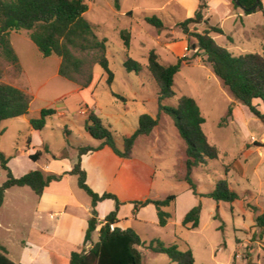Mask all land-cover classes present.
<instances>
[{
	"label": "rangeland",
	"instance_id": "rangeland-1",
	"mask_svg": "<svg viewBox=\"0 0 264 264\" xmlns=\"http://www.w3.org/2000/svg\"><path fill=\"white\" fill-rule=\"evenodd\" d=\"M191 1L185 6L172 0H85L88 5L85 18L94 26L97 36L108 41L107 58L114 81L109 86L107 74L100 65H95L92 89H83L85 91L80 93L74 92L76 88L81 89L76 82L58 77V57L44 58L30 40L28 31L12 32L10 40L19 56L20 67L0 56V82L23 90L31 98V105L28 117L0 122V131H3L0 151L9 159L8 167L16 178L45 169L47 165L50 167L48 172L62 174L77 162L75 147L99 143L85 130L86 117L80 112L85 110L89 115L91 111L85 103L92 105L104 124L114 127L120 142L123 135L136 129L140 115L157 118L160 114L156 133L139 138L134 154L156 167L157 191L165 196L175 195L177 200L167 209L171 213L168 227L147 223L144 225L146 232L140 230L145 244L139 248L144 256L143 264H175L167 256L146 248L152 235H163L165 240L161 241L166 245L176 244L183 251L191 249L196 264H264V237H260L255 221L264 213V126L246 106L233 98L212 68L202 61V55H197L191 47L195 38L185 35L179 26L190 18ZM207 1L212 8L206 13V19L224 32L211 34L220 46L235 56L263 53L264 18L261 12L247 15L243 10H237L232 2L230 9L222 4V0ZM154 15L163 21L161 29L145 22V17ZM206 27L205 24H192L189 28L190 32L202 33ZM122 30L131 33L129 49L121 39ZM183 41H187L186 45L182 44ZM151 50L165 65L175 64L180 58L187 60L174 79L176 96L163 104L176 107L179 97L194 98L205 119L203 130L209 142L220 152L217 160L194 169L192 178L198 195L184 181L186 145L173 120L163 112L159 113V88L147 68ZM128 57L143 66L139 74L127 72L124 68ZM231 103L234 104L233 117L220 127ZM254 104L264 113L262 101L256 100ZM44 108H53L59 114L49 118L43 130L33 132L29 118L38 116ZM158 139L159 143L155 141ZM37 152L41 155L34 161L30 156ZM6 179L7 172L0 162V185ZM220 179L228 180L231 189L239 195L237 201L217 202L206 197ZM66 185L81 203L91 201L79 188L76 176H71ZM54 186L62 188L61 184ZM37 204L38 198L29 188L13 187L5 193V204L0 212V239L9 248L10 257L15 262L22 251L20 239L28 238L33 226L40 225ZM114 205L113 201H107L101 213L107 211L109 214ZM199 205L202 208L200 225L188 230L182 220L186 213ZM127 213L125 208L123 214ZM134 225L138 229L143 226L137 222ZM94 236L93 243H96L99 237ZM90 248L91 244L84 245L79 252ZM67 251L52 248V264H58V253ZM45 263H48L45 258L35 261V264Z\"/></svg>",
	"mask_w": 264,
	"mask_h": 264
},
{
	"label": "trees",
	"instance_id": "trees-1",
	"mask_svg": "<svg viewBox=\"0 0 264 264\" xmlns=\"http://www.w3.org/2000/svg\"><path fill=\"white\" fill-rule=\"evenodd\" d=\"M235 8H241L250 15L261 12L264 18L263 0H231ZM239 2L240 6L236 5ZM209 9L207 0H199L198 8L193 17L180 23L183 33L195 38L191 44L197 55H202V61L208 64L214 74L228 89L233 98L243 104L261 121L264 126V113L254 104L256 100L264 103V49L263 53H247L235 56L225 47L220 46L211 36L212 33L223 34L218 26L209 24L206 13ZM88 5L85 0H0V56L13 66L19 68V56L12 46V32L28 31L30 40L36 45L44 58L56 56L61 59L59 75L76 82L81 89L88 88L94 79L93 68L100 65L107 74L109 86L114 81V73L110 69L107 58V39H100L94 26L85 18ZM145 22L156 29L163 27V21L156 15L145 17ZM207 25L202 33L190 32V25ZM121 39L126 49L131 46V33L122 30ZM264 37V24H263ZM147 68L159 88V113L168 115L174 122L180 137L186 145V174L184 181L190 190L198 195L192 173L195 168L207 165L211 160H217L220 152L209 142L203 130L205 119L194 98L183 95L179 97L177 106L164 105L163 101L176 96L174 91L175 76L181 71L187 60L180 58L175 64L164 65L160 56L151 50L148 54ZM127 72L139 74L143 66L138 61L128 57L124 61ZM31 98L21 89L0 82V122L23 117L29 113ZM234 104L228 107L226 116L220 122V127L233 117ZM57 114L53 108H44L39 118L31 119L30 125L37 131L43 130L47 120ZM160 115V114H159ZM157 118L148 114L139 117L138 128L124 139L123 149H119L113 132L107 127L101 117L90 111L85 124L89 136L99 142L93 147H79L77 162L69 172L62 174L44 173L42 170L30 171L16 178L8 167L9 159L0 151L2 168L7 172L6 181L0 185V209L4 203L5 193L13 187H29L37 195L42 196L45 189L53 182H60L66 175L76 176L78 186L91 198L92 217L88 222L85 235V245L91 244L90 249L72 252L69 257L56 255L58 264H143V254L138 249L145 245L140 236L132 228L122 230L118 213L123 202L111 193L99 195L87 184L86 172L82 169V156L109 147L115 155L123 159L132 157L133 148L141 136H150L159 125ZM3 131H0V136ZM30 141V140H29ZM41 153L37 152L30 158L37 161ZM206 197L217 202L234 203L239 199L236 191L232 190L227 179H220L215 189ZM105 200L115 202V208L104 219L99 230V240L93 243V233L100 224L96 207ZM176 200L175 195H169L164 200L134 202V209L154 205L158 214L160 227H165L171 217L164 209ZM201 206L192 208L184 217L182 225L188 230L197 229L200 225ZM256 227L260 237H264V213L256 217ZM146 248L156 254H163L175 264H196L191 249L183 251L178 245H166L160 239H153ZM0 264H22L11 260L5 247L0 245ZM52 264V263H51Z\"/></svg>",
	"mask_w": 264,
	"mask_h": 264
},
{
	"label": "crops",
	"instance_id": "crops-1",
	"mask_svg": "<svg viewBox=\"0 0 264 264\" xmlns=\"http://www.w3.org/2000/svg\"><path fill=\"white\" fill-rule=\"evenodd\" d=\"M172 1L177 3L178 5H185V6L189 5V0H172ZM191 2H193L192 4L193 6L191 12L188 14L190 18L194 16L199 5V0H192ZM222 2H223L222 4H224L225 6L231 9V2H232L231 0H222ZM208 5H209L208 11H210L212 7L209 2ZM263 5H264V0H263ZM237 10H242V9L238 8ZM186 43L187 41L182 42V44L185 45ZM160 61L163 64V60L161 58ZM60 64H61V59L59 60L57 65L58 77L60 76L59 75ZM92 87H93V83L89 88L85 90H91ZM85 90L76 88L74 92L80 93ZM85 105L87 106L88 110L96 112L92 107V105H89V103H85ZM41 110L39 111L38 116L29 118V122L31 119L39 118ZM57 114H59L58 111ZM28 115L29 113L25 116L28 117ZM81 115L86 117L84 119V123L86 124L88 115L82 113ZM139 117H138V121H139ZM107 127H109L110 130L113 132L116 140V144L118 148L121 150L123 149L124 146V139L126 137L131 136L138 128L137 126L136 129H134L133 133L131 134L123 135L122 142H120L116 136L117 131L114 129V127L111 125ZM157 129L158 126L154 129L152 134L156 133ZM33 130H34L33 132L37 131L35 129ZM70 133L73 134L72 131H70ZM141 137H150V136H141ZM137 141L135 142L131 158L129 159L120 158L117 155H115V153L109 147L106 146L98 151L83 155L82 169L85 170L86 172L87 184L95 193L99 195H102L104 193L114 194L118 197V199L121 202L124 203V205H122L119 210L118 213L119 223L116 226L121 228L122 230L132 228L141 238L140 230L146 232L144 227L145 224L151 223L152 225H158V227H160L158 223V214L155 206L152 204L143 208H139L138 210H135L134 202L144 201L146 199L164 200L169 195L165 196L159 193L155 188V181L157 178L156 167L151 163L135 156L134 150ZM155 141L159 143L160 139ZM31 142H32V138H31ZM100 143L101 142H99L97 145H90V147L96 148L100 145ZM79 147L82 146L75 147L77 148V157H78ZM72 168H70L65 172L71 171ZM40 170H42L44 173L47 174L51 173L48 172L50 171L49 165H47L45 169H40ZM70 178L71 175H66L62 179V181L51 183L50 186L45 189L43 195L40 197L35 194L38 198L36 213L38 214L37 217L40 221V225L33 226V229L30 230L28 234V238L20 239L19 243L22 247V251L20 256L19 257L17 256L18 257L17 263L35 264V261L39 259L44 260L45 258L48 260V263L45 264H51L52 255L50 251L52 248H61L68 250L67 253L64 254L58 253V255L69 257L72 252H79L80 249L84 247L85 235L88 229V222L92 217L91 201L90 202L87 201L85 202V204H83L77 199L74 192L66 185V181L69 180ZM54 184L57 185L61 184L62 188L59 189L58 186H54ZM29 189L31 190V188ZM176 200L169 207L174 205L176 203ZM107 201H112V200H105L99 203L96 207L99 222L104 221L105 217L108 215L107 211L101 213V209L102 207H104V205H106ZM4 204H5V199L0 209V212ZM169 207L165 208L164 210L168 212L167 209ZM125 208H127L128 210L127 214H123V210ZM170 219L168 221V224L163 228L169 226ZM135 222L142 224L143 225L142 228L138 229L137 227H135L134 225ZM0 227H1V223H0ZM99 230L100 227L93 233L92 236L93 242L95 241L94 240L95 234H97V236L99 237ZM157 237L160 240H165L163 235H152L151 240ZM0 245L6 248L8 252V256L11 259L10 250L5 244V242H3L1 239H0ZM33 252L34 255H31Z\"/></svg>",
	"mask_w": 264,
	"mask_h": 264
},
{
	"label": "built area",
	"instance_id": "built-area-1",
	"mask_svg": "<svg viewBox=\"0 0 264 264\" xmlns=\"http://www.w3.org/2000/svg\"><path fill=\"white\" fill-rule=\"evenodd\" d=\"M81 113H82V114H86V111H85V110H83Z\"/></svg>",
	"mask_w": 264,
	"mask_h": 264
},
{
	"label": "water",
	"instance_id": "water-1",
	"mask_svg": "<svg viewBox=\"0 0 264 264\" xmlns=\"http://www.w3.org/2000/svg\"><path fill=\"white\" fill-rule=\"evenodd\" d=\"M236 5H237V6H240L239 2H236ZM192 48H193V47H192Z\"/></svg>",
	"mask_w": 264,
	"mask_h": 264
}]
</instances>
